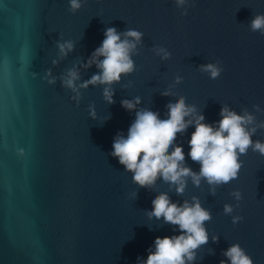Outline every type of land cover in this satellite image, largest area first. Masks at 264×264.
Wrapping results in <instances>:
<instances>
[{
    "label": "water",
    "instance_id": "water-1",
    "mask_svg": "<svg viewBox=\"0 0 264 264\" xmlns=\"http://www.w3.org/2000/svg\"><path fill=\"white\" fill-rule=\"evenodd\" d=\"M0 264H264V0H0Z\"/></svg>",
    "mask_w": 264,
    "mask_h": 264
}]
</instances>
